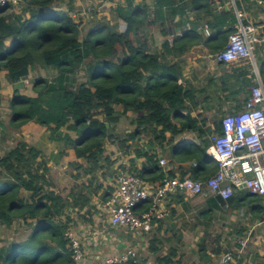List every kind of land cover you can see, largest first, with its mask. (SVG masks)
<instances>
[{
	"label": "trees",
	"instance_id": "trees-1",
	"mask_svg": "<svg viewBox=\"0 0 264 264\" xmlns=\"http://www.w3.org/2000/svg\"><path fill=\"white\" fill-rule=\"evenodd\" d=\"M60 1L22 0V15L14 20L7 14L12 4L0 7V72H6L9 83L17 84L25 81L36 65L57 71L52 81L35 80L34 97L13 95L10 121L16 128L29 122L45 128L50 141L72 148L75 158L85 165L70 163L76 172L71 178L79 182L63 196L51 187L49 168L40 150L20 141L0 157V226L10 228L19 221L30 230L26 239L0 247V264H74L66 236L73 223L71 214L87 207L96 192L93 179L83 180V175L93 176L107 160L105 142L113 137L110 131L120 115L129 111L136 114V128L121 141L123 145L148 132L159 145L167 141L169 133L171 143L176 136L193 130L202 139L200 144L174 152V158L195 162L196 166L189 169L194 179L206 178L217 170L216 164H208L211 158L206 154L212 134L203 129V120L187 112L190 92L181 83L182 56L202 43L198 22H188L180 36L154 50L144 27L147 23L152 30L176 14L183 15L175 6L184 0H157L153 9L124 0L125 5L115 9L117 19L126 25L124 30L98 23L82 39L79 25L68 13L54 10ZM193 3L209 8L211 1ZM188 23L183 21L182 25ZM234 24L232 10L214 16L207 24L209 35L204 44L212 53L224 48ZM80 70L86 80L70 87V77ZM260 73L264 85V68ZM115 107H120V114ZM221 119L215 122L213 134L222 133ZM64 128L76 138L68 132L61 136ZM138 156L145 162L137 174L147 182H158L163 173L156 155L138 151ZM169 174L174 176L172 171ZM23 192L29 197L24 198ZM233 197L230 203L247 201L235 193ZM248 202V206L256 202L252 210L261 205L257 197H250ZM129 264L138 263L130 260ZM155 264H174L173 256L169 252L156 258Z\"/></svg>",
	"mask_w": 264,
	"mask_h": 264
},
{
	"label": "crops",
	"instance_id": "crops-1",
	"mask_svg": "<svg viewBox=\"0 0 264 264\" xmlns=\"http://www.w3.org/2000/svg\"><path fill=\"white\" fill-rule=\"evenodd\" d=\"M147 1L134 0V4L142 5L139 3L142 2L143 5L146 4L145 6L153 9L157 2V0L149 3ZM210 1L209 8H201L193 3V0L177 1L175 7L180 9L183 15L176 14L174 18L165 21L164 26L160 25V31L153 33V42L149 43L151 50H154L164 41L171 42L175 36H180L182 29L189 27L188 22H198L197 31L202 36V43L182 56L181 83L190 92L187 112L192 118L204 121L202 127L208 131L209 136L214 133L217 120L227 114L243 110L253 84L251 66L248 62L232 64L217 62L213 58L215 53L204 44L209 35L206 30L207 24L212 18L233 11L229 0ZM237 7L244 11L247 20L257 27L259 36L264 38V0H237ZM183 21L188 24L182 25ZM6 45L9 46L10 42ZM254 56L260 71L264 68V43L255 50ZM115 110L120 114V107H115ZM135 119L136 114L130 111L120 115L115 128L110 131L113 137L106 140L104 145L107 160L102 161L101 168L93 176L83 178V180L90 177L93 179L96 192L91 196L87 207L71 214L73 223L70 231L80 239L86 264H102L106 256L123 253L128 248L135 250V256L130 260L138 264H155L156 258L163 257L169 252L173 256L174 264H220L221 257L226 252H232L235 264H264V197H257L261 199V205L252 210L251 205L256 202L248 206V199L254 196L245 189L237 190L235 195L240 198L246 197L247 201L239 204L230 203L234 198L232 197L222 203V208L225 207L227 211L225 217L230 222V227H224L228 232L226 235L214 234L218 229L214 219L217 210L220 209L221 201L208 195L194 198L177 195L165 199L157 207V216L150 225L137 232L130 233L110 226L106 204L114 190V177L122 160L128 162L130 170L138 173L142 171L145 162L143 156H138V151L149 152L156 155L157 161L160 158L166 159L169 170L174 175L191 176L189 169L193 167V161H179L174 158V152L183 150L187 145H199L202 141L196 131L190 130L176 136L171 143H169L170 134L167 133V141L159 145L148 132L123 145L121 141L136 128ZM210 119L215 122H210ZM25 126L26 128L22 126V141L41 151L50 173L53 166L51 162L53 155L50 150L54 148L53 154L65 150L64 160L85 165L83 160L75 158L72 148L65 147L63 142L50 141L49 132L46 133V139L40 140V135L47 131L45 128L33 122ZM34 126L43 128L40 135L34 131ZM68 133L73 139L76 138L71 132ZM72 187L68 189L67 194ZM243 190L247 195H244ZM149 206V201H146L135 210L137 213H142ZM236 229V234L229 235V232ZM248 235L246 247L241 248L238 241L247 239Z\"/></svg>",
	"mask_w": 264,
	"mask_h": 264
},
{
	"label": "built area",
	"instance_id": "built-area-1",
	"mask_svg": "<svg viewBox=\"0 0 264 264\" xmlns=\"http://www.w3.org/2000/svg\"><path fill=\"white\" fill-rule=\"evenodd\" d=\"M16 2L0 0V7ZM229 5L235 15L233 32L224 48L213 58L224 64L248 62L253 84L243 110L225 115L221 119L222 133L210 136L211 144L206 150L211 158L208 164H216L217 170L203 179H194L190 175L170 176L167 160L160 158L158 164L163 177L150 183L132 172L128 162L122 160L114 177V190L106 204L109 224L113 229L132 233L148 227L157 216L160 203L177 195L189 198L208 195L227 202L237 190L245 189L251 196L264 197V85L254 56L264 38L259 36L257 27L247 20L244 11L238 9L237 0H229ZM192 166H196L195 162ZM146 201L150 202L149 209L137 213L135 209ZM66 236L74 264H86L80 239L70 230ZM248 238L249 235L247 239L238 241L241 248L246 247ZM134 256L135 250L128 248L123 253L106 256L102 264H129ZM230 263L235 264L233 254L226 252L220 264Z\"/></svg>",
	"mask_w": 264,
	"mask_h": 264
},
{
	"label": "rangeland",
	"instance_id": "rangeland-1",
	"mask_svg": "<svg viewBox=\"0 0 264 264\" xmlns=\"http://www.w3.org/2000/svg\"><path fill=\"white\" fill-rule=\"evenodd\" d=\"M151 1L152 0H148L147 2L149 3ZM139 3L143 5L142 2ZM120 5H125L124 0H62L54 5V10L62 13H68L73 21L79 25V38L82 39L86 35L88 30L98 23L109 24L117 31L121 29L124 30L126 25L124 24V22L117 19V13L115 12V9ZM23 9L24 4L22 3V0H17L16 4H12V6L7 11V14L10 16L9 19L14 20L13 17L22 15ZM144 27H147L145 28V30L147 31L146 35L149 36L148 43H152L154 39L153 33L159 32L161 26L160 24H156V27L154 29L148 30L149 28L146 23ZM257 62L258 61L256 60V63ZM5 75L6 72H0V157L5 156V154L10 149L15 147L18 142L22 141L23 137L21 133L22 127L16 128L11 124L10 121L11 109L9 106V102L11 98L16 93H20L29 97L34 96L33 85L35 80L47 79L48 81H52L57 77V71L52 68H44L41 65H36L30 71V74L28 75L26 80L17 84L9 83ZM85 80L86 76L83 71L80 70L76 75L70 77L69 86L72 88L77 87ZM210 122L215 121H212L210 119ZM24 128H26L25 125ZM42 129L43 128L34 126V131L39 135L42 133ZM47 132L48 131L40 135V140L43 141V138H47ZM66 132L67 130L64 128L60 131V135H63ZM29 133L33 134L32 132ZM72 135L75 136L73 133ZM187 146H189L188 149H191L194 148L193 146L195 145ZM61 149L63 148H60V150ZM54 150H50L51 154L53 155V160H51L53 166L51 168V173H48V178L51 183V187L57 193H61L63 196H65L67 195L68 189L73 185L78 184L79 181L75 182L71 179V174H74L76 172L73 167L70 166V162L63 159L65 150L60 153L57 152L56 154H53ZM2 177L3 175L0 174V180L2 179ZM83 178H86L85 175H83ZM243 191L244 195H247V192L245 190ZM22 196L24 198H28L29 193L23 192ZM222 203L223 202H221L220 209L217 210L214 219V223L218 226V229L214 232V234L218 236H221L223 234L226 235L228 232L224 229V227H230V222L227 220L228 218L225 217L227 216V211L225 207L222 208ZM69 211L70 209L68 210V212ZM222 225L224 226L222 227ZM236 231L237 229L229 232V235L236 234ZM29 234L30 230L28 229V227H25V225H22L19 221L15 222L10 228L0 226V247L4 244H9L12 241H22L26 239Z\"/></svg>",
	"mask_w": 264,
	"mask_h": 264
},
{
	"label": "water",
	"instance_id": "water-1",
	"mask_svg": "<svg viewBox=\"0 0 264 264\" xmlns=\"http://www.w3.org/2000/svg\"><path fill=\"white\" fill-rule=\"evenodd\" d=\"M244 187V186H243Z\"/></svg>",
	"mask_w": 264,
	"mask_h": 264
}]
</instances>
